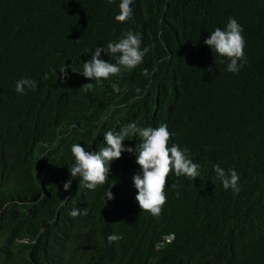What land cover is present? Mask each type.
Listing matches in <instances>:
<instances>
[{"label":"trees","instance_id":"trees-1","mask_svg":"<svg viewBox=\"0 0 264 264\" xmlns=\"http://www.w3.org/2000/svg\"><path fill=\"white\" fill-rule=\"evenodd\" d=\"M119 3L0 0V264H264V0H133L123 23ZM229 18L246 42L235 74L204 43ZM129 30L151 49L138 67L99 84L80 74L96 47ZM22 78L37 89L17 94ZM133 121L167 124L169 147L200 166L196 179L170 173L158 217L135 200V154L113 161L95 190L69 172L73 144L98 152L107 131ZM215 165L236 170L238 194ZM111 234L123 239L109 244Z\"/></svg>","mask_w":264,"mask_h":264},{"label":"clouds","instance_id":"clouds-1","mask_svg":"<svg viewBox=\"0 0 264 264\" xmlns=\"http://www.w3.org/2000/svg\"><path fill=\"white\" fill-rule=\"evenodd\" d=\"M132 3L133 0H120L119 14L115 16L117 22H127L132 18ZM242 32L243 29L237 20L229 18L224 29L216 28L204 41L212 49L214 55L227 59V71L234 74L238 73L247 63L244 53L246 42ZM141 43L140 34L131 30L123 33L118 42H109L103 48L96 47L91 60L83 63V71L80 74L89 80H95V84H99L110 76L135 69L151 50L150 47L141 49ZM102 53L115 57V63L104 61L101 58ZM220 62L224 63V60L222 59ZM208 71H212V69L209 68ZM60 74L66 81L68 79V66L62 67ZM143 74L149 75L147 70H144ZM48 78V74L45 73L44 79L47 80ZM37 86V81L22 78L16 82L15 91L19 95H24L26 89L35 91ZM93 87L94 84L88 83L83 85L82 90L90 91ZM112 88L117 93L121 91L119 85L113 84ZM136 91L139 93L141 90L137 88ZM130 137L138 141L135 148L124 145L126 140H132L129 139ZM170 138L171 133L167 124L153 128L143 127L139 122H129L119 131H107L104 134L107 146L101 147L98 152L86 151L81 144H73L71 153L74 163L69 167V172L72 179L73 177L80 178L83 187L95 190L98 186L106 183L110 173L109 165L113 161L119 160L124 152L135 154L136 163L142 169V173L133 177L134 186L137 190L135 200L143 212L158 217L167 202L165 188L170 173L174 171L175 176H186L190 179H196L200 176V166L190 158L189 150L186 147L181 149L179 145L175 144L169 147ZM213 170L226 191L231 189L236 194L241 191L239 187L240 177L235 169H228L226 172L219 165H215ZM72 179L64 183V191L70 190ZM112 187L106 192L108 201L114 199ZM172 187L175 185L173 184ZM81 214L87 215V209H84L83 212L78 209L70 212L72 217ZM122 239V235L111 234L107 236L109 244Z\"/></svg>","mask_w":264,"mask_h":264},{"label":"built area","instance_id":"built-area-1","mask_svg":"<svg viewBox=\"0 0 264 264\" xmlns=\"http://www.w3.org/2000/svg\"><path fill=\"white\" fill-rule=\"evenodd\" d=\"M166 240H167V241H170V240H171V237H167Z\"/></svg>","mask_w":264,"mask_h":264}]
</instances>
